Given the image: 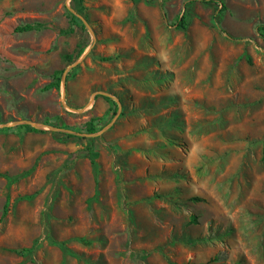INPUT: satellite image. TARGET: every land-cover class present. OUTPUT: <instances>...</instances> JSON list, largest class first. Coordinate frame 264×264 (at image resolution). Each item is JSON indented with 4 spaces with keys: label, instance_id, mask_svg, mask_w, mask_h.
Returning a JSON list of instances; mask_svg holds the SVG:
<instances>
[{
    "label": "rangeland",
    "instance_id": "374dc122",
    "mask_svg": "<svg viewBox=\"0 0 264 264\" xmlns=\"http://www.w3.org/2000/svg\"><path fill=\"white\" fill-rule=\"evenodd\" d=\"M260 26L264 0H0V264H264Z\"/></svg>",
    "mask_w": 264,
    "mask_h": 264
},
{
    "label": "trees",
    "instance_id": "16d2710c",
    "mask_svg": "<svg viewBox=\"0 0 264 264\" xmlns=\"http://www.w3.org/2000/svg\"><path fill=\"white\" fill-rule=\"evenodd\" d=\"M211 1H215V0H211ZM74 19H75L76 22L81 23V20H80L79 17L74 16ZM185 21H186V17H185V14H184V15L179 19V23L177 24L178 27H185ZM83 26H85V25H83ZM263 28H264V26H260L259 29H263ZM33 29H35V26H34L33 24L27 23V24H24V25L17 26V27L15 28V31H17V32H25V31H31V30H33ZM71 29H72V28H70L69 30H71ZM67 78H68V75H66V80H67ZM60 83H61V76L59 75V76H57V81H56V82H52V83H50V84H47V85L43 88V90H44V91L49 90V89L53 88L54 86H56V87L59 88V87H60ZM92 126H93V124H92ZM92 126H90V127H92ZM92 128H93V127H92ZM9 129H11V127H9ZM32 129L36 130L35 127H32Z\"/></svg>",
    "mask_w": 264,
    "mask_h": 264
},
{
    "label": "water",
    "instance_id": "95a60500",
    "mask_svg": "<svg viewBox=\"0 0 264 264\" xmlns=\"http://www.w3.org/2000/svg\"><path fill=\"white\" fill-rule=\"evenodd\" d=\"M65 80H66V73L64 74V83H65ZM20 123H32L34 124L33 122L29 121V120H24V121H21ZM35 125V124H34ZM59 130H62V131H68V132H73L72 130H69V129H62V128H59Z\"/></svg>",
    "mask_w": 264,
    "mask_h": 264
}]
</instances>
